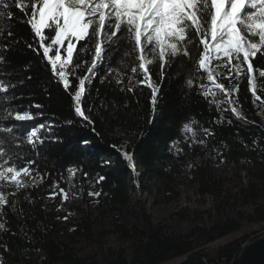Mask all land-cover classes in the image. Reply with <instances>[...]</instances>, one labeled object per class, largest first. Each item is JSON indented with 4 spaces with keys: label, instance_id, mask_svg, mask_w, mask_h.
Returning a JSON list of instances; mask_svg holds the SVG:
<instances>
[{
    "label": "trees",
    "instance_id": "trees-1",
    "mask_svg": "<svg viewBox=\"0 0 264 264\" xmlns=\"http://www.w3.org/2000/svg\"><path fill=\"white\" fill-rule=\"evenodd\" d=\"M10 10L14 14L10 22L13 36L5 33L6 38H0V81L9 86L6 93H0V129L11 128L12 132L0 131L4 141L0 147L12 158L10 165L22 167L34 160L30 167L39 176L25 178V186L19 189L6 184L0 188L8 199L0 215V223L7 229L0 231L3 264H21L26 255L35 254L41 255L42 264H98L94 255H79L62 240L61 220L66 214L48 207L50 194L72 182L81 187L87 208L83 216L72 220L71 240L81 238L93 244L114 234L131 242L127 255H112L107 264H164L182 257L185 259L177 264H240L243 247L253 241L250 235L213 251L208 246L240 231L243 220L264 223V78L255 70H264V58L258 55L253 61L252 73L256 95L261 99H254L246 75L237 80L233 72L231 84H239V90L230 97L235 102L232 105L210 103L229 97L213 87L215 97L205 98L199 85L209 82L201 79V74L193 72V85L188 86L189 71L179 66V60L166 66L163 76L158 65L150 66L158 88L153 111L152 88L136 83L143 75L131 73L132 62L123 57V50H109L92 82L86 81L82 107L92 121L89 123L76 113L73 99L77 77L87 75L86 69L69 75L71 87L66 90L43 58L42 49L37 55L27 46L38 48V38L25 23L27 17L15 6ZM82 58L90 60L91 54ZM122 59L129 63L128 69H123ZM109 67L126 73L122 84L116 83L115 72L107 74ZM129 76L135 77L132 85L128 84ZM218 82L229 87L223 76ZM129 86L132 91L127 90ZM232 107L243 118H238ZM10 111H28L34 119L16 121L7 117ZM41 124L46 127L39 130L40 139L29 144L28 135ZM185 124L191 125L192 132L185 131ZM124 153L132 156L135 171ZM8 156L0 158V163ZM216 164L228 171L246 170L248 182L243 183L241 174L236 173L239 183L228 185ZM70 168L77 170L72 176ZM83 173H88V179ZM100 175L106 179L97 184ZM141 177L171 189L178 181L187 180L202 200L213 199L212 208L206 211L212 223L197 225L188 233L167 232L153 225L142 208V228L113 220L108 228L95 232L89 186L101 193L98 201L104 210L124 212L134 200V190H141ZM238 205L252 207L251 212L238 210L231 216ZM194 214L202 218L196 211Z\"/></svg>",
    "mask_w": 264,
    "mask_h": 264
},
{
    "label": "snow or ice",
    "instance_id": "snow-or-ice-1",
    "mask_svg": "<svg viewBox=\"0 0 264 264\" xmlns=\"http://www.w3.org/2000/svg\"><path fill=\"white\" fill-rule=\"evenodd\" d=\"M12 6L24 13L27 17L25 23L30 25L34 38H38V48L32 44L27 46L37 55L42 49L43 58L51 65L53 75L58 77L66 90L71 87L69 75L86 69L87 75L77 77L78 86L73 99L76 113L89 123L92 121L82 107L86 81L89 84L92 82L112 49L123 50V57L132 62L131 73L143 75L142 80L136 81L137 84H147L152 88L153 111L158 88L152 81L150 66L158 65L163 76L165 67H170L178 60L179 66L189 71L186 81L188 86L193 85L192 73L195 72L209 82L199 85L205 98L210 95L215 97L213 87L229 97L226 101L213 99L210 103H235L230 97L239 90V84H231L233 72L237 80L242 74L246 75L254 99H261L256 95L252 73L253 61L258 55L264 58V0H0V38H6L5 33L7 37L13 36L10 25L14 19L10 10ZM88 54H91L90 60L82 58ZM121 63L123 69L130 66L123 59ZM221 69L225 71L221 72ZM255 70L264 78V70ZM113 72L116 74V83L122 84L121 77L126 73L109 67L107 74ZM220 76L229 81V87L218 82ZM134 78L128 77L129 85H132ZM8 88L0 81V93H6ZM127 90L133 89L129 86ZM231 111L238 118H243L236 107H232ZM7 117L16 121L34 119L28 111H10ZM45 127L41 124L39 128H34L27 137L28 143L35 145V141L40 139L37 135L39 130ZM184 129L192 132L190 124H185ZM0 131L11 133L12 129ZM193 140L195 142L194 132ZM3 143L0 140V145ZM6 156L8 153L0 147V158ZM124 156L129 167L135 171L132 156L127 153ZM11 159L8 156L0 163V182H3L0 188L7 183H14L19 189L25 186V178L37 179L39 173L30 167L36 163L34 160L18 167L9 164ZM76 171L68 169L70 176ZM83 177L88 179V173H83ZM105 179L100 175L95 183L99 184ZM58 194H62L64 200L69 198L63 188L51 196L54 198ZM88 195L98 197L101 193L89 192ZM7 204V196L0 191V215H3L2 209ZM0 231H7L5 223H0ZM0 264H3L2 258Z\"/></svg>",
    "mask_w": 264,
    "mask_h": 264
},
{
    "label": "rangeland",
    "instance_id": "rangeland-1",
    "mask_svg": "<svg viewBox=\"0 0 264 264\" xmlns=\"http://www.w3.org/2000/svg\"><path fill=\"white\" fill-rule=\"evenodd\" d=\"M215 169L219 172L228 185L239 183V178L236 173L241 174L243 183L248 182L246 170L235 172L233 170H224L219 164L215 165ZM3 183V182H2ZM141 190H134V200L129 206V210L118 212L113 210H104L99 206V196H89L90 213L92 216L93 230L95 232L101 231L109 227L113 220L119 223L127 224L128 226L143 227L142 208L148 214L149 219L153 225H159L167 232H174L177 234L188 233L195 226L210 225L212 220L206 211L210 210L213 206V199L206 197L205 201L197 194L195 187L187 180L178 181L174 184L173 188L161 187L148 182L144 177L139 180ZM133 184V183H132ZM9 187L16 188L14 183H7ZM25 185V182H24ZM134 185V184H133ZM56 188L53 192H59ZM64 189V188H63ZM65 191L68 193L69 198L64 200L62 194L56 195L54 198L49 196L47 201L48 207H54L57 210L64 211L67 219L63 216L61 220V236L62 240L69 242L75 248L79 255L92 254L96 257L98 264H107L108 259L112 255L123 252L129 253L131 242L123 241L118 235L110 234L106 236L101 242L90 244L81 238H74V226L71 224L75 216H83V210L87 208L82 200V189L77 187L75 183H71ZM98 192L95 187L89 186L87 193ZM252 207H243L238 205L236 211L231 212V216H236L238 210L243 213L251 212ZM194 211L202 217L196 218ZM183 216L187 219H183ZM242 235H250L251 240L264 236V223L256 224L250 223L247 220L241 222V230L235 232L221 240L209 245L208 248L212 251L218 246L227 243ZM251 242V241H250ZM185 258H179L164 264H177ZM21 264H42L40 254L33 256L26 255Z\"/></svg>",
    "mask_w": 264,
    "mask_h": 264
},
{
    "label": "water",
    "instance_id": "water-1",
    "mask_svg": "<svg viewBox=\"0 0 264 264\" xmlns=\"http://www.w3.org/2000/svg\"><path fill=\"white\" fill-rule=\"evenodd\" d=\"M240 264H264V236L247 243L239 257Z\"/></svg>",
    "mask_w": 264,
    "mask_h": 264
}]
</instances>
